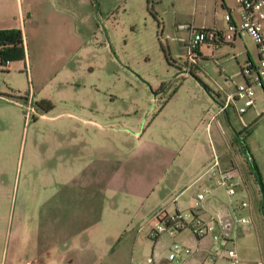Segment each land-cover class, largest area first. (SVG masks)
<instances>
[{
	"label": "rangeland",
	"instance_id": "rangeland-1",
	"mask_svg": "<svg viewBox=\"0 0 264 264\" xmlns=\"http://www.w3.org/2000/svg\"><path fill=\"white\" fill-rule=\"evenodd\" d=\"M151 4L162 23L137 0H69L65 15L55 10L34 32L27 64L13 59L0 68V264L48 257L56 264H146L172 242L197 244L189 226L153 238V209L188 180L190 152L180 161L178 153L188 139L205 141L200 127L194 130L198 122H210L217 102L243 80L240 48L245 44L254 61L258 53L251 35L235 43L225 36L219 47L202 42L191 60L190 28L180 24L226 35L223 0ZM256 90L254 105L241 114L229 107L228 118L218 113L211 130L220 147L222 126L248 184L242 182L248 206L240 213L252 222L236 223L234 243L225 246L234 244L237 264H264V92ZM211 178L199 190L228 200ZM195 190L183 191L177 204L193 202ZM207 253L201 248L192 264H225Z\"/></svg>",
	"mask_w": 264,
	"mask_h": 264
},
{
	"label": "built area",
	"instance_id": "built-area-1",
	"mask_svg": "<svg viewBox=\"0 0 264 264\" xmlns=\"http://www.w3.org/2000/svg\"><path fill=\"white\" fill-rule=\"evenodd\" d=\"M241 8V19L237 23L230 12L225 14L226 30L224 35L222 31L210 28L190 27V33L187 40L188 58L194 59L198 46L204 41H214L216 44L223 42L224 37L234 38L241 32L249 33L255 40L258 50V60L247 59L240 67L243 80L234 85V89L226 93L225 99L220 101L216 113L222 112L232 107L238 114L245 112L255 103L256 86L264 92V0H237ZM1 48V44H0ZM0 65L9 63V59L0 60ZM211 115V119L215 117ZM206 171L215 177V182L224 188L225 193L229 197L231 205L234 207L248 206V202L242 197L235 198L237 185L239 181L235 178L233 168H223L216 152L206 168ZM208 188H203L196 193L194 204L189 209L177 208L173 212H167L163 208L157 209L154 214V226L152 227V237L157 238L164 231H178L189 226L198 240L209 236L213 241V245L207 250V258L214 262L217 257H223L225 264H237L239 257L237 250L233 245L226 246V241L234 243L232 235L236 223H245L251 220L249 215L233 216L226 222L219 213L211 214L205 218L199 214L200 208L204 206L203 201L209 193ZM235 203V206H234ZM222 240L224 244L217 243ZM199 249L189 245L172 242L164 256L166 262L161 263L155 251H152L146 258V264H189L192 255Z\"/></svg>",
	"mask_w": 264,
	"mask_h": 264
},
{
	"label": "crops",
	"instance_id": "crops-1",
	"mask_svg": "<svg viewBox=\"0 0 264 264\" xmlns=\"http://www.w3.org/2000/svg\"><path fill=\"white\" fill-rule=\"evenodd\" d=\"M68 1L69 0H0V29L17 28L21 31V35H22V43L18 44L16 46V48L13 50L14 56L13 55L10 56L9 63L6 65H3V66L0 65V68L9 69L10 65L12 64V61H13V58H11V57H15L16 56L15 54L19 55L22 51L24 53V56H22V57L20 56V58H14V59H21L24 63L27 64L29 61V49H30L29 47L32 44L34 32L38 31L37 29L44 22V20L48 19V17L50 15H52L55 10H56V12H60L61 14L65 15L68 11V7H67ZM137 1L139 3H143V4L146 3V8L148 10L147 0H137ZM156 1H157V7H158V5L162 6V4H164L165 0H156ZM80 2H81V0H80ZM151 3H152V0H151ZM223 5H225L227 7L228 12L231 13L232 10L234 11V13H231L232 17L235 21L239 22L241 19V8H240L237 0H234V5H233L232 0H223ZM171 6H174V4H171ZM157 9L156 8L154 9L156 11V16L154 18H159L157 20V22L162 23L160 13ZM165 13L166 12L163 9L161 11V14L164 15ZM72 16L74 17V21H76V20H77V22L80 21V18H81L80 12L73 10ZM172 16H173V17H171L172 22H174V21L176 22L177 17L175 15H172ZM180 25L185 29L190 28V25L188 26V23H181ZM72 30L74 32V35L77 38L81 37V30L79 27V23L74 24L72 26ZM242 36H250V34L248 35L247 32H241L240 34L235 35L234 38H232L234 40V43H235V40L237 37L242 38ZM187 40H188V38H187ZM221 43L222 42L216 44L214 41H206V43H204V44H206L205 46H212L214 44L215 47H219ZM186 46H187V42H186ZM256 48H257V46H256ZM201 49H202V45H199L196 51H201ZM239 53L241 55H244L241 61H237V63H239V66H240V63L245 58L253 60V56L251 54V51H250V49H248L246 47L245 44H244L243 48H240ZM257 53H258V50H257ZM256 93H257V90H256ZM255 97H256V95H255ZM262 109H263V106L260 107V110H262ZM226 110H227V112H225V111H222V112L228 118V109H226ZM215 113H212V114H215ZM218 113H220V112H218ZM218 113H216V115ZM262 113H264V112H262ZM211 115H210V118H211ZM209 119H208V121H210V122H207L205 124H203L202 121H199L197 124L198 127L194 128V130H196L197 128L200 127L199 129L201 130V134L204 135L205 141L201 142V143L200 142H191V139H188L178 153V155L180 156L179 161L182 158V154L183 153L185 154L187 152H188V154L190 152V159H189L188 163L185 165V171H184V173L187 172L188 180L186 182H184V186L182 188H180L179 191L176 192V194H174V195H172V193L170 194V195H172V197L170 199L172 201H174V205L172 206V208L168 209V206H169V203H171V200L165 203V199H163V197H162L160 200L157 201L156 205L154 206L152 214H154V212L159 208H163L167 212H173L175 209H177L179 207L183 208V209L186 207H189V208L192 207V205L194 204L195 196H196V194L194 195V193L196 191L195 189L200 191L199 187L201 184L204 186H207V185H211V183L213 181V179L211 178L212 177L211 174L206 171L205 167L207 164H209L214 152H216L218 154L220 164L223 168H233V170L235 172V178L239 181V184L237 185V192L234 195V202H235V198H237L238 196L239 197L244 196V194H245L244 189L245 188H244L243 184L245 186H247L248 184H247L246 180L244 179V177H245L244 173L242 171L236 170L235 161H234L236 153L231 149V145L228 144V142L230 143V138L224 134V129L219 124L218 129H220V132L223 133L224 139L226 140V143H222V146H220V147L215 146L214 141H213V133L211 131L212 130V121H214L215 119L214 120L213 119L209 120ZM217 122L219 123V121H217ZM247 131H248L247 133H249L250 130H247ZM246 148H247V153H248L249 157L253 158L252 153H251V149L247 146H246ZM61 156L62 155H60L59 157H61ZM253 162L256 165L258 174H259V172H260V174L263 173V170L261 168L262 166H261V163L259 162V160L254 159ZM179 181H180V175L177 176V180L175 181V185L172 186L173 189H175L176 187H178V188L180 187ZM242 182H243V184H242ZM205 183L207 185H205ZM177 184H178V186H177ZM189 188L195 190L193 192V196H194L193 202H191L190 204L189 203L188 204H177L178 197H180V195L182 194L183 191L188 190ZM248 192L250 193V195L253 198L256 196L254 193V190L251 188V186H248ZM211 196L212 197L207 196L205 198V200L203 201L204 206L202 208H200V210H199V214L201 216L208 218L211 214L216 215V213H219L224 218V222H226L227 220H229L231 218V216H233V213L244 215L240 212H241V210L244 209L245 206L244 207H239L237 205L235 206V203H234V206H235L234 209L235 210L233 211V205H231L228 196H227L228 200H223V199L215 196L214 194ZM251 222H252V218L249 222H245V224H251ZM234 231H233V233H234ZM217 243L224 244V242L222 240H218ZM185 245H189L192 248L199 246V249L195 252V253H197L201 248L203 250H205V249L208 250L213 245V241L211 240L210 237L208 239H206V237H204L200 240L197 239L196 245H190V244H185ZM50 246L53 247V244L52 245L49 244L48 248H50ZM194 254L190 258L189 264H192V260H194L193 259ZM157 255H158V258H159L161 263L166 262L164 260V257L161 254H157ZM195 257H196V255H195ZM222 260H224V259H222ZM37 264H56V260L51 258V257H48V258L44 259L43 261L42 260L39 261Z\"/></svg>",
	"mask_w": 264,
	"mask_h": 264
},
{
	"label": "trees",
	"instance_id": "trees-1",
	"mask_svg": "<svg viewBox=\"0 0 264 264\" xmlns=\"http://www.w3.org/2000/svg\"><path fill=\"white\" fill-rule=\"evenodd\" d=\"M147 3H148L147 7H148L149 12L155 17L156 16V11L154 10L153 5L151 4V0H147ZM20 43H22V35H21V31L19 29H17V28L0 29V44H1L0 60L4 61L5 59H9L10 56H12L14 54L13 50ZM20 54L19 55L15 54L16 56L15 57H11V58L14 59V58H20V56L21 57L24 56L23 51ZM244 148H245V150L247 152L246 146H244ZM252 166H253L255 172L257 173V176H259L257 168H256V165H255L254 162L252 163Z\"/></svg>",
	"mask_w": 264,
	"mask_h": 264
},
{
	"label": "water",
	"instance_id": "water-1",
	"mask_svg": "<svg viewBox=\"0 0 264 264\" xmlns=\"http://www.w3.org/2000/svg\"><path fill=\"white\" fill-rule=\"evenodd\" d=\"M217 103H218V104H220V101H218ZM224 111H225V112H227V110H226V109H225Z\"/></svg>",
	"mask_w": 264,
	"mask_h": 264
}]
</instances>
